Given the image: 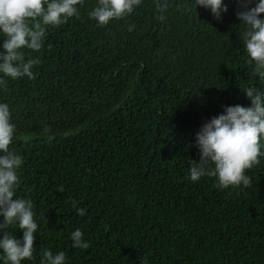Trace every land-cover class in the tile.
Here are the masks:
<instances>
[{
	"label": "trees",
	"instance_id": "1",
	"mask_svg": "<svg viewBox=\"0 0 264 264\" xmlns=\"http://www.w3.org/2000/svg\"><path fill=\"white\" fill-rule=\"evenodd\" d=\"M161 2L98 26L88 15L96 0H84L79 18L47 26L38 75L37 66L33 79L0 86L19 133L9 147L24 160L17 194L33 201L39 225L23 264H39L45 249L67 264H264V157L246 170V188L187 178L201 126L225 106H250L249 85L264 91L239 4L225 0L217 19L195 0H166L161 21ZM77 228L87 249L72 246Z\"/></svg>",
	"mask_w": 264,
	"mask_h": 264
},
{
	"label": "clouds",
	"instance_id": "2",
	"mask_svg": "<svg viewBox=\"0 0 264 264\" xmlns=\"http://www.w3.org/2000/svg\"><path fill=\"white\" fill-rule=\"evenodd\" d=\"M179 3L188 0H176ZM233 14L243 25L242 41L244 50L253 65V75L264 81V0H237ZM142 0H96L89 18L98 26H106L114 19L131 14ZM84 0H0V86L12 80L27 77L33 79L38 66L42 70L43 57L38 54L43 39L49 36L47 26L58 27L70 18H79V6ZM254 4V6H252ZM199 6V7H198ZM168 4L166 0L158 5L163 21V13ZM195 7L205 8L217 19L228 11L225 0H195ZM231 7V6H230ZM32 21L30 24L29 22ZM129 25L128 30H134ZM24 48L30 49L33 58H25ZM250 99V106L235 104L225 106L221 114L205 122L195 135V146L199 151V162L190 161L187 178L192 182L202 177H214L216 187H248L251 178L246 170L259 163L264 157V91L248 86L243 90ZM92 127V124L85 123ZM85 124L61 131L58 135L69 137L86 131ZM89 128V129H90ZM18 130L12 123L9 105L0 102V264H23L33 259L35 233L38 222L33 201L18 195L20 177L18 175L24 160L10 144ZM45 138V134H38ZM78 215H85L86 209L76 206ZM15 225L23 235L17 238L9 229ZM74 248L87 249L89 243L84 239L81 229H75L70 236ZM39 264H67L63 251L53 253L45 249Z\"/></svg>",
	"mask_w": 264,
	"mask_h": 264
}]
</instances>
